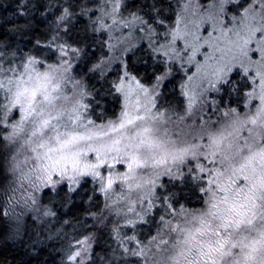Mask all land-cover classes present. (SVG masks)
Wrapping results in <instances>:
<instances>
[{"label":"snow or ice","instance_id":"obj_1","mask_svg":"<svg viewBox=\"0 0 264 264\" xmlns=\"http://www.w3.org/2000/svg\"><path fill=\"white\" fill-rule=\"evenodd\" d=\"M8 250L264 264V0H0Z\"/></svg>","mask_w":264,"mask_h":264},{"label":"trees","instance_id":"obj_2","mask_svg":"<svg viewBox=\"0 0 264 264\" xmlns=\"http://www.w3.org/2000/svg\"><path fill=\"white\" fill-rule=\"evenodd\" d=\"M4 2L7 3L8 0H4ZM8 15H9V17H11V12H10V11L8 12ZM49 251H51V250H49ZM5 254L9 257V259H10V264H13V262L11 261V257H12L15 253H14L13 251H11V250H8V251H6ZM54 255H55V254L53 253V256H54ZM41 259H42V260H47V261H48V264H58V261H57V260H54V259L52 258V256H49L48 252L43 253L42 256H41Z\"/></svg>","mask_w":264,"mask_h":264}]
</instances>
